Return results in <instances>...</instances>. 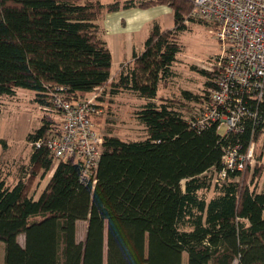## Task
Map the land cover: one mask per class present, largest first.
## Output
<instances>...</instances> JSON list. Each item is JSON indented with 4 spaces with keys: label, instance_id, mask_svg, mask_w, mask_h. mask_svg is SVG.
<instances>
[{
    "label": "trees",
    "instance_id": "1",
    "mask_svg": "<svg viewBox=\"0 0 264 264\" xmlns=\"http://www.w3.org/2000/svg\"><path fill=\"white\" fill-rule=\"evenodd\" d=\"M138 1L0 0V98L23 88L48 104L51 85L80 98L110 83L113 95L128 91L144 101L134 116L146 132L138 140L104 136L94 186L81 182L71 158L59 162L38 196L25 179L11 185L0 170L4 264H183L185 255L187 264H264V168L212 182L206 172L221 168L226 141L215 123L198 130L188 121L209 99L214 73L193 65L208 77L203 93L182 90L179 104L158 96L176 76L190 0H158L173 8V27L155 20L143 50L111 80L113 53L98 20ZM43 122L27 140L32 166L44 177L53 160L47 144L36 142L60 122L45 112ZM250 136L249 127L241 140ZM255 138L264 161V129ZM80 221L87 222L83 240Z\"/></svg>",
    "mask_w": 264,
    "mask_h": 264
},
{
    "label": "built area",
    "instance_id": "2",
    "mask_svg": "<svg viewBox=\"0 0 264 264\" xmlns=\"http://www.w3.org/2000/svg\"><path fill=\"white\" fill-rule=\"evenodd\" d=\"M193 4L191 17L210 26L221 52L212 64L216 79L209 99L188 121L198 130L215 123L226 141L221 168L206 172L212 182L221 183L231 173L243 174L264 164L258 158L255 138L257 130L264 129V0H193ZM99 89L74 98L64 87H57L45 110L57 117L60 125L36 142L37 147L47 144L55 165L73 159L81 166V182L93 186L104 149V136L96 122L104 111ZM57 91L65 92L66 97ZM249 127L251 139L245 143L241 135ZM231 135L238 137L232 141Z\"/></svg>",
    "mask_w": 264,
    "mask_h": 264
},
{
    "label": "rangeland",
    "instance_id": "3",
    "mask_svg": "<svg viewBox=\"0 0 264 264\" xmlns=\"http://www.w3.org/2000/svg\"><path fill=\"white\" fill-rule=\"evenodd\" d=\"M99 1L110 4L116 0ZM125 1L126 0H120L121 3ZM138 2L139 8L142 9L141 11L145 18L150 19L155 14V9L153 8L158 9L163 1L139 0ZM190 3L191 9L185 15L187 19L185 22L189 26V29L183 31L179 38L182 44V51L178 55L179 61L174 66L176 76L161 87L158 95L159 98L172 100L176 104H179L180 101L183 100L181 95L182 90H189L194 94L204 92L208 77L204 76L198 69H205L211 72L212 64L221 52L220 44L217 42L214 34L211 33L210 26L199 18H195L194 20L191 19V11L193 10L192 8H194L193 0H190ZM143 4L144 6H140ZM123 9L124 8L118 10L120 11V15L116 13L112 15L120 16L118 21V26L120 27L123 25L126 26L125 22L129 20L125 15L126 11L124 14L122 11L121 14V10ZM112 12L105 11L98 20L102 35L105 31L102 26H104L106 14ZM162 19L163 22L157 21L164 24L167 18L164 17ZM153 22L154 21L145 23L142 26L143 30L141 32L131 35L134 47L135 49H139L138 51L143 50L144 43L150 34ZM110 29L113 28L110 26ZM118 34L121 37V42H129V37L131 38L130 35ZM112 37L114 36H108L112 48L116 51ZM117 48L125 55L127 49L124 43L119 44ZM193 65L198 69H193ZM119 68L121 69V65L117 62V57L115 56L111 69L113 76L111 80L118 77ZM110 85L111 84L108 83V85H104L98 90L104 97V111L100 116H97L96 119L99 132L103 136L113 134L125 140L145 138L146 132L144 126L141 125L134 116L136 109L139 105L144 103V101L136 94L128 91L113 95ZM50 88H55L57 90V85H51ZM56 93L66 97L65 92L57 91ZM81 96L86 97L85 94ZM184 102L186 107L183 109V112L187 115L191 110L187 108L189 103H187L186 100ZM47 106L46 104H41L37 99L36 93L30 89L20 88L14 96H3L0 98V139L2 140L0 142L1 174L11 185L16 184L18 181H21V179H25L28 192H33L37 194V196L42 192L48 179L59 164L55 165L53 162L50 173L43 177V170L39 168L34 169L31 162L33 145L27 140V135L42 126L44 123V112ZM262 162L264 161L261 160V163ZM261 165L264 168V164L262 163ZM258 188L259 190H264V174L258 182ZM86 229L87 222L80 221L78 225V238L80 240L85 238ZM20 241L24 242V235L20 236ZM4 252L5 244L2 243L0 246V264H4ZM183 264H187L186 255L184 256Z\"/></svg>",
    "mask_w": 264,
    "mask_h": 264
},
{
    "label": "crops",
    "instance_id": "4",
    "mask_svg": "<svg viewBox=\"0 0 264 264\" xmlns=\"http://www.w3.org/2000/svg\"><path fill=\"white\" fill-rule=\"evenodd\" d=\"M81 1H85V0H81ZM90 1H93V0H90ZM153 9H155V14L150 19L145 18L143 12L141 11L142 9H140L139 7H133V8L121 10V14H122V11H123V14L126 11L125 15L129 18V20L126 21L127 23L125 22L126 26L123 25L122 27L118 26V21H119L120 16H112L113 13L119 14L120 11L106 14L104 26H102L104 27L103 29L105 30L103 32V37L106 39L110 49L112 50L113 62H114L115 56L117 57V62L120 65L132 60L134 51L135 50L138 51L139 49H135L131 35L137 32H141L143 30L142 26L145 23H149L155 20H159L163 22L162 18L166 17L167 18L166 22L164 24L163 23L161 24H163V26L166 28L173 27L175 23V16H174V10L171 6H169L168 4H160L158 7L159 10L157 8H153ZM110 26L113 29H110ZM118 33L130 35L131 38L129 37V42L128 41L121 42L120 41L121 37ZM109 35L114 36L112 38L114 42L113 45L115 46L116 51H114V49L112 48V44L108 38ZM121 43H124L125 48L127 49L125 55L123 54V52H120L119 49L117 48L119 44ZM4 257H5V252H4Z\"/></svg>",
    "mask_w": 264,
    "mask_h": 264
}]
</instances>
